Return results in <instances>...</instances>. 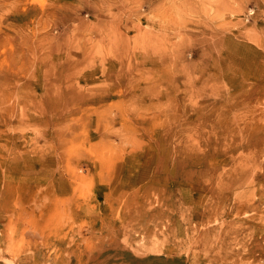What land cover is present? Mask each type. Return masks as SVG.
<instances>
[{
	"label": "rangeland",
	"instance_id": "1",
	"mask_svg": "<svg viewBox=\"0 0 264 264\" xmlns=\"http://www.w3.org/2000/svg\"><path fill=\"white\" fill-rule=\"evenodd\" d=\"M0 264H264V0H0Z\"/></svg>",
	"mask_w": 264,
	"mask_h": 264
},
{
	"label": "bare ground",
	"instance_id": "2",
	"mask_svg": "<svg viewBox=\"0 0 264 264\" xmlns=\"http://www.w3.org/2000/svg\"><path fill=\"white\" fill-rule=\"evenodd\" d=\"M69 257V256H68Z\"/></svg>",
	"mask_w": 264,
	"mask_h": 264
}]
</instances>
